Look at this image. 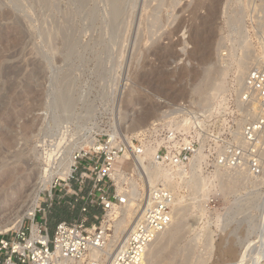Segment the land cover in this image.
I'll return each mask as SVG.
<instances>
[{
    "label": "rangeland",
    "instance_id": "1",
    "mask_svg": "<svg viewBox=\"0 0 264 264\" xmlns=\"http://www.w3.org/2000/svg\"><path fill=\"white\" fill-rule=\"evenodd\" d=\"M131 1L0 0V167L14 163L30 175L42 155L46 174L66 151H89L113 136L129 149L136 134L125 133L128 117L146 110V129L162 116L182 123L197 112L205 117L199 120L205 133L228 130L237 108L238 62L249 56L254 65L247 73L264 67V0ZM221 67L225 74H216ZM220 75L223 93L193 98V89ZM137 165L127 158L118 163L122 187H141L145 174ZM84 167L87 160L79 174ZM199 168L214 187L203 194L182 186L179 239L152 264H256L264 255V174L220 179L211 166ZM68 178L58 173L40 192L34 216L48 220L51 234L61 222L50 220L55 210L77 211L70 222L82 217L77 208L84 201H75ZM224 181L232 183L224 187ZM30 192L13 209L0 200V223L14 221L1 234L31 226L33 217L23 215L36 199V190Z\"/></svg>",
    "mask_w": 264,
    "mask_h": 264
},
{
    "label": "built area",
    "instance_id": "2",
    "mask_svg": "<svg viewBox=\"0 0 264 264\" xmlns=\"http://www.w3.org/2000/svg\"><path fill=\"white\" fill-rule=\"evenodd\" d=\"M236 93L235 117L227 120L229 128L222 135L205 133L203 121H199L205 117L197 112L182 123L165 115L131 138L129 149L113 137L89 151H75L74 171L66 183L75 201H84L81 219L63 220L51 234L48 220L37 221L34 216L30 227L22 225L1 234L0 264H143L149 248L172 225L175 196L163 186H151L145 175L140 188L126 186L119 191V161L126 157L138 164V158L151 148L154 165L183 170L202 149L206 168L243 172L259 179L264 173V67L250 69ZM211 144L213 151L207 149ZM83 160L89 167L79 174ZM88 172L91 178H87ZM87 179L90 187L81 197ZM129 204L135 212L132 222L116 235L108 226V214ZM91 208L100 210L92 215V224L88 219Z\"/></svg>",
    "mask_w": 264,
    "mask_h": 264
},
{
    "label": "bare ground",
    "instance_id": "3",
    "mask_svg": "<svg viewBox=\"0 0 264 264\" xmlns=\"http://www.w3.org/2000/svg\"><path fill=\"white\" fill-rule=\"evenodd\" d=\"M120 1L121 0H114V4L117 5V4H119ZM118 7H119V5H118ZM238 23H239V21H238ZM251 56H252V54H251ZM248 57H246L244 59L242 58L238 62V67H239V70L241 73L239 80H238L240 82L239 85L242 84L243 79L245 78V75L247 73V69L254 65L251 63V61L249 62ZM252 58H253V56L251 57V60L253 61L254 59H252ZM223 61H224V59H223ZM221 68H223V67H221ZM226 68L224 67L222 70L219 68L221 71L218 70L219 72H217L216 74H219L220 72H223V74H225ZM216 69H218V68H216ZM226 73H227V71H226ZM222 75H220V77H218V78L215 77L214 79L211 78V76H209V79L207 80L206 84L200 85V86L196 87L195 89H193V92H194L193 98L195 95V97H197L199 100L200 99L206 100L207 95H209L211 91H214V93L212 94V97H216L217 95L219 96V94L221 92L223 93V91H225L224 90L225 80L221 79ZM208 100H209V98H208ZM150 115H151V111L146 110L145 112L138 114L136 116H132V115L129 116L128 120L126 122L128 124V126L126 125L127 127H126L125 133L136 134V136H137L138 134L143 132V130L146 129L145 128L147 126L146 122H148L147 120L149 119ZM166 116H162V118H165ZM162 118H160L159 120H161ZM124 119H126V117H124ZM184 122H186V121H184ZM115 135H117V134H115ZM127 135L128 134H126V136ZM127 137H129V136H127ZM128 140L131 143V139H128ZM202 151L203 150L201 149L199 151L198 155L193 159L191 164L186 169H183V170L178 169V168L165 167L162 165H154L152 163L154 151L151 148H147L146 154L143 156H140L138 158V162H137L138 167L141 170V172L145 174L149 184L153 187L163 186L166 189L170 190L175 196V202H174L175 213H174L172 225L158 239H156V241L153 243V245L149 248L148 253L145 256V260H144L143 264H152L154 259H156L158 257L160 258L165 253V251L170 248L171 243H173L175 240L179 239V233L178 232H179V229H181V225H182L180 220L183 216L181 206H182V203L184 202L183 200L185 198L183 195L180 194V190H181L182 186L185 184L187 187H190L191 189L198 188L197 190H201V192L203 194H206L211 189L212 186L214 187L213 178L209 177V176L202 175V173L200 171L199 166L202 165V162H203L204 157H205L204 153ZM74 153L75 152L72 153L70 151H66L65 155H63L62 158L60 157V160L57 163L56 167L53 166V168H50V165H48V167L50 169H47L46 174L43 173V169H42L43 168L42 167V162H43V156L42 155L38 159L39 164H34V167L38 168V170H35V172L32 171V173H30V175L29 174L28 175H22V172H21L22 170L18 169L16 166H13L14 163H11L12 165L9 164V162L6 163V165H4L3 167H0V200L3 199L4 203H12L9 209H13V207L17 206V204H19V201L23 197H25L26 191L31 190V192L34 193V191L36 190L37 193H36V199H35L34 204L29 209H27L25 211V213L22 211L24 216L34 217L36 208L38 207L37 202L41 199L40 192L44 188H46V185L48 183H52L58 173H62L64 176H68V177H70L72 175V173L74 171V165H75ZM17 157L18 156L15 155L14 157H11V159H13V158L17 159ZM124 158H126V157H124ZM9 160H10V158H9ZM18 161H19V159H18ZM190 166H191V170H189V172H188V169L190 168ZM27 171H28V168L26 169V172ZM118 171L119 170L117 167L116 174L118 177L116 178V180L120 182L121 181L120 179L123 180L124 177H122L121 176L122 173H120ZM232 174H234V175H232ZM231 175L237 176V178L239 180L245 179L248 176L247 174H245L243 172L232 173V172H229L227 170H217L216 173L213 175V177L223 179V178H229V177H231ZM32 177L35 178L36 183H34L32 186H30L31 184H29V179ZM212 180H213V182H212ZM223 183H225V185L223 184L224 187H227L232 182L230 183V181H228L226 183V181H224ZM40 185L42 186V188L39 187ZM230 188H232V187L230 186ZM118 189H119V191H121L123 189L122 185L119 184ZM194 193L196 194L197 192H194ZM27 195H28V198L31 197L30 194H27ZM27 195H26V197H27ZM193 208H194V206H193ZM134 214H135V212L132 209L131 204H129L124 210L111 212L110 214H108V220H109L108 226H110L111 229L115 230L116 235L122 234L128 229L130 223L132 222ZM11 220H9L8 222L5 221V222L0 223V234L2 233L3 230H5L11 224H13L14 221H11ZM184 220H185V217H184ZM21 226H19V227H21ZM19 227H17V229ZM33 229L36 230L37 226L34 225ZM196 239L199 240L200 237L198 236V237H196ZM262 250H263V248H262ZM233 251H234V249L232 247H230L228 249V252H230V253H232ZM183 256H184V254H183ZM263 257H264V255L263 256L261 255L262 259H264ZM261 258H259L258 261L255 260L257 263L255 261L254 262L256 264H261V260H262ZM184 261H185V259H184ZM166 264H174V263L172 260H169Z\"/></svg>",
    "mask_w": 264,
    "mask_h": 264
},
{
    "label": "trees",
    "instance_id": "4",
    "mask_svg": "<svg viewBox=\"0 0 264 264\" xmlns=\"http://www.w3.org/2000/svg\"><path fill=\"white\" fill-rule=\"evenodd\" d=\"M77 209L80 210V206ZM65 211H66V209L62 210V212L61 211L56 212V210H55L54 214L53 215H50V220H52V219H54L56 217L57 222L58 221H63V220L70 222L71 221V218L76 217L77 216V213H78L76 211L73 215H71L69 213H65ZM96 213L97 214L100 213V210L91 208L90 215H93V214H96ZM72 216H74V217H72Z\"/></svg>",
    "mask_w": 264,
    "mask_h": 264
}]
</instances>
